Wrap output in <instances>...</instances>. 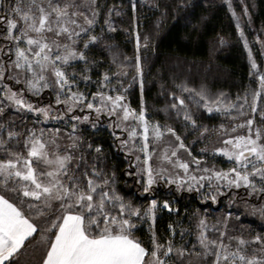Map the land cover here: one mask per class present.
<instances>
[{
	"label": "snow or ice",
	"instance_id": "snow-or-ice-1",
	"mask_svg": "<svg viewBox=\"0 0 264 264\" xmlns=\"http://www.w3.org/2000/svg\"><path fill=\"white\" fill-rule=\"evenodd\" d=\"M113 11L109 9L104 20L109 32L116 31L110 23ZM99 16L97 0H0V264H18L16 258L36 235L40 238L36 246L44 249L40 264H184L186 256H195L198 264H264V233L251 238L243 232L230 234L231 211L211 226L206 216H199L197 243L191 249L175 243L172 223L161 242L156 232L158 213L179 214V209L167 198L162 204L151 198L146 205H134L117 191V174L114 168L107 170L103 145L79 134L81 125L98 130L101 117H106L112 147L126 160L134 156V162L128 163L135 172L125 174L137 177L140 195L151 194L163 184L175 186L176 192H196L213 204L227 197L231 207L238 190L244 189L248 213L264 220V204L249 203L253 197L264 200V127H254L264 95V74L258 72L251 51L249 60L257 70L253 74L259 88L252 93V116L244 122L235 121L249 115L244 111L247 93L225 103L224 93L212 97L204 86L196 90L178 85L197 109L232 121L231 128L221 123L212 129L198 125L185 99L173 94L170 109L178 118L182 115L185 136L189 130L198 133V140L215 134L221 145L205 146L197 157L175 128L149 120L143 100L139 111L126 102L125 94L134 83L139 82L143 94L139 34L136 75L128 87L120 79L128 75L123 70L111 76L105 72L92 81L90 73L97 62L89 60L88 52L103 38V28L101 35L93 34ZM236 26L240 29L239 22ZM240 36L244 37L243 31ZM147 44L145 37L143 46ZM244 47L248 48L246 40ZM79 65L83 67L78 70ZM81 83L86 88L96 84V91H81ZM9 111L21 117L19 130L15 119H3ZM29 115L35 118L32 127L23 119ZM259 118L264 121V111ZM50 122L70 131L38 126ZM207 157H223L231 167L209 165ZM145 223L149 246L135 234ZM186 231L180 230L181 240Z\"/></svg>",
	"mask_w": 264,
	"mask_h": 264
},
{
	"label": "trees",
	"instance_id": "trees-1",
	"mask_svg": "<svg viewBox=\"0 0 264 264\" xmlns=\"http://www.w3.org/2000/svg\"><path fill=\"white\" fill-rule=\"evenodd\" d=\"M247 2L254 27L264 29V0H247ZM97 6L100 16L93 34L97 35L102 28L104 32L99 44L91 47L88 52L89 60L97 62L90 73L92 81L101 79L105 72H114L111 61L113 58L136 55V35L139 34L141 67L144 72L143 94L136 85H133L128 88L125 95L130 107L137 111L143 98L149 118L155 117L163 121L165 113L161 107L173 102V94L177 96L178 85L181 84H186L191 89H200L204 86L211 92L223 91L230 97L242 95L254 86L245 49L227 6L222 0H153L151 5L141 0H97ZM109 9H114L111 15L114 16L113 26L116 29L114 32H109L104 24ZM115 11L119 15H115ZM145 37L148 38L147 47L143 46ZM221 39L224 41L223 44L220 42ZM256 59L260 61L257 52ZM80 67L83 65H79ZM96 88L97 85L94 83H90L87 88L83 83L80 85L81 91L89 93L95 92ZM29 99L33 103L37 102L35 97ZM47 99L48 94L45 93L44 102H47ZM167 112L170 117H175L171 110ZM15 115L17 114L9 111L3 119H15L19 130L21 117ZM29 116L23 118L27 126L31 123ZM193 116L201 126L209 127L216 121L215 115L210 117L202 109L194 111ZM183 125L184 122L174 123L172 127L185 137L187 143L197 132L189 130L185 136ZM82 132L81 135L86 141L103 145L107 170L115 169L116 188L122 196L132 200L134 205H146L151 198H156L162 204L167 198L174 208L179 209V214H169L166 210L158 213L156 232L161 242L169 235L167 226L172 223L177 231L175 243L178 246L191 244L193 237L190 236L189 231L196 214L204 210L213 209L212 211L219 212L222 209L227 197H219L214 206L209 201L203 198L202 200L201 196L186 191H171L164 185L157 187L151 194L140 195V186L137 185L134 175L125 174L126 171L134 173L128 163L131 157L126 160L124 153L112 147L113 138L110 129L100 125L98 130H93L89 126L81 125ZM240 220L259 233H264V222L246 217ZM181 229L187 230L183 240L179 235ZM135 234L145 242V246H149V232L145 224H142ZM36 245L37 241L31 244L26 242L24 251L26 258L18 261V264L36 263V258L38 259L42 252V246Z\"/></svg>",
	"mask_w": 264,
	"mask_h": 264
},
{
	"label": "rangeland",
	"instance_id": "rangeland-1",
	"mask_svg": "<svg viewBox=\"0 0 264 264\" xmlns=\"http://www.w3.org/2000/svg\"><path fill=\"white\" fill-rule=\"evenodd\" d=\"M141 1L143 3L148 4V5H151L153 3V0H141ZM222 1L226 4L227 9H228L233 21H234L235 26L237 25V22H239V24H240V29H237V31H238V35H239V38H240V41H241L243 47H244L245 40L248 43V48L244 47V49H245V52L247 55V60H248L249 66H250V77H251L252 81L254 82V86L250 87L247 91H245L242 95H240V96H243L245 93H247L248 94V101H249V104L246 105L245 109H244V111L247 112L249 115L241 116L235 121L236 123H242L245 120H247L248 118H251V116H252L251 108H250L251 101H252V93L254 91L258 90V88H259L257 76L254 75L253 73L258 70V72L260 74H264V29H259V28L254 27V25L251 21V16H250V6H249L247 0H222ZM229 3L231 4V10L229 8ZM245 8L247 9V15L244 14ZM233 12L236 14L235 16H233ZM117 13L118 12L115 11L114 14L117 15ZM113 17L114 16L110 17V23L112 25H114V22H113L114 18ZM236 28H237V26H236ZM240 31H243V33H244L243 38H241V36H240ZM97 35L98 36L101 35V32L98 33ZM136 47H137V44H136ZM140 49H141V46H140ZM140 49H139V56H140ZM249 51H251L252 59L256 62L257 66H258L257 70H253L251 68V62L249 60ZM256 52L259 54L260 61H258L256 59ZM136 55H137V49H136ZM136 55L130 56V57L113 58L111 60L112 63H113V60H115V63H113L114 72H111L108 74L111 76L113 73H115L117 71H122V70L127 71V73H128L127 77L120 78L123 82L124 87H126V88L128 87V84L131 82L132 77L136 75V71H135ZM120 65H124V67L121 68ZM78 68H79V66H78ZM143 75H144V72H143ZM116 79H117L116 77H113V85L116 84ZM133 85H136L138 87L139 91L141 92L139 82L134 83ZM196 90H199V89H196ZM208 92H209V95L212 97H215L219 93L226 94L223 91L211 92L208 90ZM177 96H181L182 98L185 99V102H186V104H188L189 109L191 110L192 113L194 111L201 110V109H197L196 106L194 104H192V102L188 99L189 94L186 92H181L180 88L178 89ZM236 98L237 97H230L228 94H226L225 103H227L229 101L235 102ZM141 100H143V104L145 107L144 99L141 98ZM187 101L189 103H187ZM126 102L128 103L127 96H126ZM170 104L171 103H168L165 106L161 107V108H163V112L165 113L164 114L165 118L163 119V121H160V120L156 119L155 117L154 118L148 117L149 120L153 121V122L158 121L162 125L167 124V125L173 126L174 123L181 124L183 122L182 115L178 118L176 116L175 112L170 109ZM168 110H171L174 113L176 118L175 117L173 118L172 116L170 117L168 115V112H167ZM261 111H264V95H262V97H261V99L257 105V114H256V118L254 121V127H264V121H262L259 118V113ZM148 115H149V113L147 112V116ZM213 115H215L216 121L214 122V124L209 126L210 129L219 127V125L221 123H223L228 128L232 127V121H230L227 116H221L220 114H215V113ZM233 115H237V113L233 112ZM17 116H19V115H15V117H17ZM29 117H30L29 121L31 123L28 124V127H30V124H32L33 120L35 119L32 116H29ZM108 123H109L108 119L106 117L102 116L100 119V125L105 127V125H107ZM55 124H56L55 122H50L46 125H38V126L44 127V128H52V127H54ZM86 126H88V125H86ZM60 127H61L62 132L70 131V127H68V126L61 125ZM241 132H243V130H241ZM79 134L81 135V134H83V132L82 133L80 132ZM197 137H198V133L195 134V136L186 143L187 145L190 146V148L192 150V154L194 156H197V157L201 156L200 149L204 148L205 146H207L209 149H212L213 147H220L221 146L219 143H217L218 138L215 134H210V136L208 138H205L204 140H198ZM166 139H168V138H166ZM192 141H196V143L193 144ZM162 147H163V145H160L157 148V156L159 155V151ZM182 155H183L184 159H189V157L186 154H182ZM131 160L134 162V156L131 157ZM207 160H208L209 165L215 164L217 168H222V169L227 170L229 167H231L230 162L225 160L223 157H216L214 160L211 157H207ZM154 161H155V157H154ZM132 169L135 172V169L134 168H132ZM133 177L135 178V180L137 179L136 176H133ZM161 185H163V184H161ZM161 185H158L157 187H160ZM138 186H140V185H138ZM164 187H166L169 190L171 189V191H175V186H170V187L164 186ZM192 194H195L197 196H201L200 194H198L196 192H192ZM241 197H244L245 200L249 199L247 197V194H246L244 189L238 190L235 205L229 207V200H228V198H226L222 204L223 207L219 212H214V211H212L213 209H211V210H204V211L197 213L195 216V220L193 222V226H192L191 230L189 231L190 236L193 237V242L189 245L185 244V245H187L186 247L191 249V246L193 244L197 243V241H196V235H197L196 223H197V218L199 216H206L207 217V223L209 224V226H211V225L216 224L218 220H222L223 217L227 214V212L231 211L233 213V215H232V218L228 222L230 234L239 235L241 232H243L246 238H251L252 236H255L257 233H259L256 229L251 227L249 224H247L246 222L244 223L242 220H240L241 218L246 217L249 219L255 218L259 221L264 222V220H261L258 217L251 216L248 213V209L245 205V200L241 199ZM202 198L203 197L201 196V199ZM208 201L211 204H213L210 200H208ZM249 203H251V204H264V200L259 199V197H253L249 200ZM215 204H214V206H215ZM237 216H240L241 218L237 219L236 218ZM145 227L148 229L147 223H145ZM232 230H234V231H232ZM209 236H210V238H213V233L209 232ZM39 239H40L39 235H36L35 239L32 240V243H33V241H39ZM198 250L199 249L197 248L194 251H198ZM24 251H25V249L22 251L20 257L18 258V261H21L22 259L25 260L26 255H24V253H25ZM43 253H44V249L42 247L41 254L38 256V259L36 258L37 264L40 261V258L42 257ZM188 261H192V264H198L195 256H186L184 258V264H188ZM22 263H25V262H22ZM36 263H34V264H36Z\"/></svg>",
	"mask_w": 264,
	"mask_h": 264
}]
</instances>
